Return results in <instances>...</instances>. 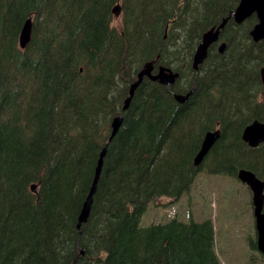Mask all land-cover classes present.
<instances>
[{
	"label": "trees",
	"instance_id": "16d2710c",
	"mask_svg": "<svg viewBox=\"0 0 264 264\" xmlns=\"http://www.w3.org/2000/svg\"><path fill=\"white\" fill-rule=\"evenodd\" d=\"M239 3L0 0V264H221L210 221H166L169 212L159 223L141 220L157 200L168 199L166 210L188 196L200 172L245 169L264 180V144L242 140L249 124L264 122V41L251 37L256 15L240 25L229 18ZM227 18L196 71L204 35ZM147 66L178 78L170 89L145 78L122 115ZM218 129L195 166L206 134ZM252 247L249 263L264 264Z\"/></svg>",
	"mask_w": 264,
	"mask_h": 264
},
{
	"label": "rangeland",
	"instance_id": "374dc122",
	"mask_svg": "<svg viewBox=\"0 0 264 264\" xmlns=\"http://www.w3.org/2000/svg\"><path fill=\"white\" fill-rule=\"evenodd\" d=\"M115 24H119L116 17ZM119 28V27H117ZM188 196L164 210L168 199L157 200L141 220L142 226L168 221L177 214L183 221L191 218L197 225L210 221L214 238V253L221 264H250L253 242H257L255 221L251 209V192L237 177L200 172ZM149 214V215H148ZM155 214V217L152 216ZM248 260V261H247ZM254 264H261L258 260Z\"/></svg>",
	"mask_w": 264,
	"mask_h": 264
},
{
	"label": "water",
	"instance_id": "95a60500",
	"mask_svg": "<svg viewBox=\"0 0 264 264\" xmlns=\"http://www.w3.org/2000/svg\"><path fill=\"white\" fill-rule=\"evenodd\" d=\"M121 12V7L117 5L113 13L115 16H119ZM253 15L257 16L258 23L251 32V37L255 42L264 41V0H240V4L233 12L229 18H233L237 24H243ZM228 18L223 21L218 29H212L207 32L204 37L201 45L198 47L196 54L194 56V69L198 71V67L202 65L204 60L207 58L209 48L219 41L220 29L224 28ZM32 33V22L28 20L21 32L20 36V45L22 48H25L31 41ZM225 44H222L219 47V52L224 53ZM149 78L151 81H159L161 85L168 87L169 89L175 84L178 74L173 73L170 69L161 68L158 73L153 74V68L147 66L141 70L137 75V81L131 86L129 92V98L126 100V104L122 110V115L127 111L129 103L136 91V89L143 83L144 78ZM261 80L264 85V67L261 70ZM190 94L186 96H176V99L180 103H184L188 100ZM120 115L114 120L113 123V132L112 135L115 136L122 124L123 116ZM220 130L212 131L206 134L204 141L202 143L201 150L198 155L195 157L194 164L195 166H200L205 156L214 146V144L220 138ZM242 140L249 147L255 149L264 144V122L255 120L249 124L242 135ZM106 154L104 149L100 155L98 165L96 168L95 177L90 189V192L87 196V199L84 203L80 218L78 228H81V225L84 224L90 214L91 205L93 202V197L96 193L100 174L103 166V158ZM238 179L244 183L253 194V206H254V217L255 225L257 231V246L259 252L264 254V180L259 179L253 172L249 170L242 169L237 174ZM35 190V187H33Z\"/></svg>",
	"mask_w": 264,
	"mask_h": 264
},
{
	"label": "flooded vegetation",
	"instance_id": "af4514ba",
	"mask_svg": "<svg viewBox=\"0 0 264 264\" xmlns=\"http://www.w3.org/2000/svg\"><path fill=\"white\" fill-rule=\"evenodd\" d=\"M249 190V192H251L250 191V189H248ZM251 195H252V198H251V204H252V206H251V209H252V215L254 216V206H253V201H252V199H253V194H252V192H251ZM254 218V217H253ZM255 220V219H254ZM256 232V231H255ZM256 234H257V232H256ZM255 243H256V245H257V242L255 241ZM256 250H257V252L259 253V254H261V255H264L263 253H261V252H259V250H258V246L256 247Z\"/></svg>",
	"mask_w": 264,
	"mask_h": 264
},
{
	"label": "bare ground",
	"instance_id": "6f19581e",
	"mask_svg": "<svg viewBox=\"0 0 264 264\" xmlns=\"http://www.w3.org/2000/svg\"><path fill=\"white\" fill-rule=\"evenodd\" d=\"M114 16H115V15H114ZM115 17L118 18L119 16H115ZM29 20H31V19H29ZM31 22H32V21H31ZM20 36H21V35H20ZM20 46H21V45H20ZM27 46H28V45H27ZM27 46H26V47H27ZM26 47H25V48H26ZM21 48H22V47H21ZM25 48H22V49H25ZM221 54H223V53H221ZM133 96H134V95H133ZM132 99H133V97H132ZM132 99H131V101H132ZM131 101H130V103H131ZM130 103H129V106H130ZM125 104H126V103H125ZM124 106H125V105H124ZM129 106H128V108H129ZM123 108H124V107H123ZM122 110H123V109H122ZM112 137H113V135H112ZM100 175H101V174H100ZM99 179H100V178H99Z\"/></svg>",
	"mask_w": 264,
	"mask_h": 264
}]
</instances>
